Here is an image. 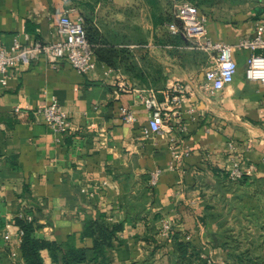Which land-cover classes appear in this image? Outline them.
<instances>
[{
  "label": "crops",
  "instance_id": "crops-1",
  "mask_svg": "<svg viewBox=\"0 0 264 264\" xmlns=\"http://www.w3.org/2000/svg\"><path fill=\"white\" fill-rule=\"evenodd\" d=\"M177 1L198 7L214 41L235 44L264 22V0ZM65 11L92 29L98 53L117 54L115 65L95 56L97 66L79 73L67 60L55 67L41 56L0 81V264H25L15 223L24 216L35 220L36 237L88 248L85 264H103L93 259V238L82 235L85 222L97 219L118 228L111 264L147 257L177 264L180 242L198 253L195 264H230L207 206L222 209L221 195L232 196L223 181L234 161L252 167L249 176L264 187V85L245 75L249 51L234 52L233 82L213 90L205 78L210 55L169 30L171 0H0V44L58 41ZM120 76L129 91L120 89ZM172 84L184 88V99L168 108L176 111L171 129L145 137L144 97L154 90L163 103ZM54 100L69 113L67 134L35 113ZM122 106L133 110L134 124L124 123ZM172 146L189 153L177 168ZM154 170L161 175L151 187ZM255 197L264 204V192ZM164 221L173 225L169 235ZM41 253L54 264L48 250Z\"/></svg>",
  "mask_w": 264,
  "mask_h": 264
},
{
  "label": "built area",
  "instance_id": "built-area-1",
  "mask_svg": "<svg viewBox=\"0 0 264 264\" xmlns=\"http://www.w3.org/2000/svg\"><path fill=\"white\" fill-rule=\"evenodd\" d=\"M171 1L174 7V20L169 23V30L173 34L183 35L193 48L207 52L211 57L212 63L205 73L209 87L220 91L233 82L238 69L233 54L237 50L249 51L245 71L247 79L264 85V22L257 23L254 35L244 37L235 44L214 41L207 34V18L200 13L196 5L188 1ZM58 34L60 39L49 44L37 42L34 45H26L18 39H15L9 48L0 44L1 83L7 84L10 68L20 65L25 60H34L41 56H45L55 67L60 61L67 60L79 73H88L97 66L94 48L88 40L83 18L74 19L68 11L63 12L58 24ZM118 79L120 89L129 91V84L121 76ZM183 91L181 85H170L164 91L166 99L163 103L157 100L156 91L148 92L144 97V104L149 110L148 125L143 129L145 137L162 133L166 128L171 129L170 122L173 121L176 111H170L168 108L171 105L181 106L184 99ZM16 111H19V108H16ZM35 113L49 127L61 134H67L72 129L69 113L56 100L37 109ZM120 114L126 124H134L137 121L135 113L128 106H122ZM171 150L173 155L171 166L177 168L183 156L189 153H180L174 146ZM252 171V167L243 170L240 164L234 161L228 174L232 181H237ZM160 175L161 170H154L151 173V187L158 183ZM28 219L32 218L29 216ZM172 228V223L164 221L162 229L166 235L171 233ZM21 235L22 233H19L20 242ZM5 239H11L10 233L5 235Z\"/></svg>",
  "mask_w": 264,
  "mask_h": 264
},
{
  "label": "trees",
  "instance_id": "trees-1",
  "mask_svg": "<svg viewBox=\"0 0 264 264\" xmlns=\"http://www.w3.org/2000/svg\"><path fill=\"white\" fill-rule=\"evenodd\" d=\"M85 29L88 40L93 45L95 56L109 65H115L113 58L117 54L98 53L92 40L94 35L92 29L86 25ZM224 178V191L226 194L231 193L232 196L228 198L222 194V209L218 210L216 205H209L207 210H211V217L218 223L221 244L227 252L230 264H264V207L259 210L260 199L255 200L257 194L264 192L263 183H258L249 175H244L237 181H232L229 174ZM248 182L255 184V188H246L245 185ZM248 203L250 207H254L251 211L246 210ZM225 209L228 210L225 211ZM15 223L19 233H22L20 247L25 264H46L42 257V250H48L54 264H85L89 260V249L78 246L72 238L63 243L38 238L35 236L37 229L35 220H30L26 216L18 217ZM230 224L233 225L230 226ZM117 229L116 226L110 227L105 219L85 222L82 235L93 238V259L103 264H111L108 253L114 246L113 237ZM178 250L177 264H195L199 258L198 253L190 252L185 243H178ZM133 264H152V262L147 257Z\"/></svg>",
  "mask_w": 264,
  "mask_h": 264
},
{
  "label": "rangeland",
  "instance_id": "rangeland-1",
  "mask_svg": "<svg viewBox=\"0 0 264 264\" xmlns=\"http://www.w3.org/2000/svg\"><path fill=\"white\" fill-rule=\"evenodd\" d=\"M251 204V203H250ZM260 206V207H259ZM259 206H258V209L259 210H261L263 207H264V204L262 203V202H259ZM251 209H254V207L252 206V207H250L249 206V203L247 204V208H246V210L247 211H251ZM245 213H247V212H245ZM233 224H230V226H232ZM264 232V231H263Z\"/></svg>",
  "mask_w": 264,
  "mask_h": 264
}]
</instances>
